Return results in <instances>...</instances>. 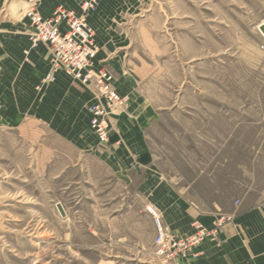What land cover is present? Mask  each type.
<instances>
[{
	"label": "rangeland",
	"instance_id": "1",
	"mask_svg": "<svg viewBox=\"0 0 264 264\" xmlns=\"http://www.w3.org/2000/svg\"><path fill=\"white\" fill-rule=\"evenodd\" d=\"M80 1L62 6L77 10ZM124 1L113 56L155 110L145 137L161 176L181 192L220 193L209 200L223 203L264 192L263 175L252 172L264 163V0ZM31 3L41 13L40 0H0V264L187 258L162 255L147 224L153 205L135 177L103 158L105 143L96 137L95 149H82L58 132L52 84L66 73L46 78L48 47L28 39Z\"/></svg>",
	"mask_w": 264,
	"mask_h": 264
},
{
	"label": "crops",
	"instance_id": "2",
	"mask_svg": "<svg viewBox=\"0 0 264 264\" xmlns=\"http://www.w3.org/2000/svg\"><path fill=\"white\" fill-rule=\"evenodd\" d=\"M51 1L40 0L43 16L50 15L60 4L75 6L79 0ZM123 2L102 0L101 7L87 19L95 29L96 39L102 38L105 44L104 50L96 55V64L109 71L112 86L118 94L127 93L130 97L127 106L112 114L103 158L129 181L130 176L136 178L137 191L143 192L141 194L155 208L160 224L168 231L187 237L195 231V223L213 231L192 248L187 258H178L175 264H264V192L254 186L224 203L223 200H209L220 193H186L189 186H184L181 192L161 176L152 154L149 156L145 130L149 120L155 117V110L134 88L136 78L126 73L119 54L113 56L114 39L122 38V35L113 28L112 22L121 20L116 7ZM102 18L103 23L99 22ZM52 88L57 101L55 123L58 132L82 149H95L96 136L87 125L85 112V106L96 100L93 84L82 83L59 72ZM252 172L261 173L264 181V163H254ZM257 180L255 178L253 182ZM219 214H226L229 218L215 227ZM147 224L155 230L152 215Z\"/></svg>",
	"mask_w": 264,
	"mask_h": 264
},
{
	"label": "built area",
	"instance_id": "3",
	"mask_svg": "<svg viewBox=\"0 0 264 264\" xmlns=\"http://www.w3.org/2000/svg\"><path fill=\"white\" fill-rule=\"evenodd\" d=\"M98 0H81L77 10L58 5L50 15L43 16L31 3L25 10L30 30L28 39L32 48L44 44L49 50V72L47 79L61 70L82 83H92L96 100L86 106L88 124L97 139L106 143L111 129V118L117 107H124L128 97L118 94L112 86L109 72L96 64L98 53L93 27L86 15L95 8ZM147 210L152 214L156 235L155 244L166 258L181 254L188 255L208 233L200 224L195 223V231L187 237H179L168 231L159 222V216L151 205ZM229 216H216L215 227L220 226Z\"/></svg>",
	"mask_w": 264,
	"mask_h": 264
},
{
	"label": "water",
	"instance_id": "4",
	"mask_svg": "<svg viewBox=\"0 0 264 264\" xmlns=\"http://www.w3.org/2000/svg\"><path fill=\"white\" fill-rule=\"evenodd\" d=\"M259 29L263 32V34H264V25H261L260 27H259ZM56 208H57V210L59 211V213H60V215L61 216H65V211H64V209H63V207H62V205H61V203H56Z\"/></svg>",
	"mask_w": 264,
	"mask_h": 264
},
{
	"label": "bare ground",
	"instance_id": "5",
	"mask_svg": "<svg viewBox=\"0 0 264 264\" xmlns=\"http://www.w3.org/2000/svg\"><path fill=\"white\" fill-rule=\"evenodd\" d=\"M261 25H264V22H261L260 25H259V27H260ZM259 27H258V28H259ZM259 30H260V29H259ZM260 31H261V30H260ZM261 33H262V35L264 36V34H263L262 31H261Z\"/></svg>",
	"mask_w": 264,
	"mask_h": 264
}]
</instances>
